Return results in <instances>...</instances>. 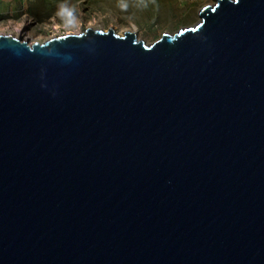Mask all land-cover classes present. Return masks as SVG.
Returning <instances> with one entry per match:
<instances>
[{"label": "water", "instance_id": "1", "mask_svg": "<svg viewBox=\"0 0 264 264\" xmlns=\"http://www.w3.org/2000/svg\"><path fill=\"white\" fill-rule=\"evenodd\" d=\"M198 18L0 35V264H264V0Z\"/></svg>", "mask_w": 264, "mask_h": 264}, {"label": "rangeland", "instance_id": "2", "mask_svg": "<svg viewBox=\"0 0 264 264\" xmlns=\"http://www.w3.org/2000/svg\"><path fill=\"white\" fill-rule=\"evenodd\" d=\"M8 14L0 1V29L24 25L42 42L58 32L82 33L88 25L122 36L133 29L137 40L150 45L164 33H174L199 22L198 13L215 0H15ZM57 27V28H56Z\"/></svg>", "mask_w": 264, "mask_h": 264}, {"label": "bare ground", "instance_id": "3", "mask_svg": "<svg viewBox=\"0 0 264 264\" xmlns=\"http://www.w3.org/2000/svg\"><path fill=\"white\" fill-rule=\"evenodd\" d=\"M90 28L94 29L91 25H88V29H90ZM23 30H24V25H16L14 28L12 26H10V29L8 26H5V27H3V29H0V35H2V36H4V35L10 36L11 35L12 37H14L16 39H20L21 41H23V38H24L25 43L27 42L28 44H33L34 42L38 43V44H42L44 41H46L48 39H51L53 37L55 38V35H54V36L48 37L46 40H43L42 42H39L36 40L35 37H33V35L31 33H29L28 31L24 32ZM94 30H96V29H94ZM125 31L134 33V30L130 29V28L125 29L123 32H125ZM66 34H73V33L68 31V32H66ZM75 34H80V33H75Z\"/></svg>", "mask_w": 264, "mask_h": 264}, {"label": "crops", "instance_id": "4", "mask_svg": "<svg viewBox=\"0 0 264 264\" xmlns=\"http://www.w3.org/2000/svg\"><path fill=\"white\" fill-rule=\"evenodd\" d=\"M0 1H2V2H6L5 4V10H6V13H10L11 12V5L14 3H16L15 2V0H0ZM1 10V9H0Z\"/></svg>", "mask_w": 264, "mask_h": 264}, {"label": "built area", "instance_id": "5", "mask_svg": "<svg viewBox=\"0 0 264 264\" xmlns=\"http://www.w3.org/2000/svg\"><path fill=\"white\" fill-rule=\"evenodd\" d=\"M65 34H66V32H64V33L58 32L57 35L60 36V35H65ZM58 36H57V37H58Z\"/></svg>", "mask_w": 264, "mask_h": 264}]
</instances>
